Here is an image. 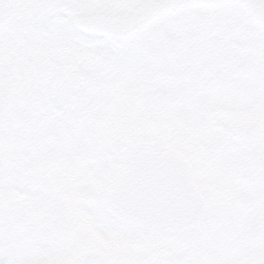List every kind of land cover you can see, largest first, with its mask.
<instances>
[{"label":"snow or ice","instance_id":"obj_1","mask_svg":"<svg viewBox=\"0 0 264 264\" xmlns=\"http://www.w3.org/2000/svg\"><path fill=\"white\" fill-rule=\"evenodd\" d=\"M0 264H264V0H0Z\"/></svg>","mask_w":264,"mask_h":264}]
</instances>
